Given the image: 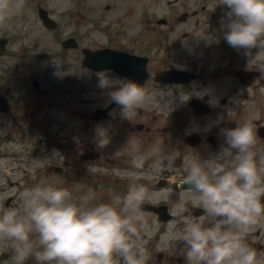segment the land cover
<instances>
[{
	"label": "clouds",
	"instance_id": "clouds-1",
	"mask_svg": "<svg viewBox=\"0 0 264 264\" xmlns=\"http://www.w3.org/2000/svg\"><path fill=\"white\" fill-rule=\"evenodd\" d=\"M218 4L224 6L223 39L245 54L253 47L264 52V0ZM24 6L25 0H0V23ZM259 59L264 61V56ZM101 87L109 89L110 102L120 105L126 117L150 98L140 83L119 75L101 79ZM256 119L251 113L236 120L235 127L222 128L221 146L207 156L192 153L178 173L188 185L187 195L204 210L203 215L190 214L184 195L173 201L179 219L168 225L161 243L167 247L179 241L185 264H264L246 239L264 219V145L254 127ZM5 133L0 128V135ZM179 156L169 152L154 167L175 170ZM171 192L156 191L134 176L125 193L82 203L67 187L41 180L19 193L18 207H0V255L10 253L0 264H25L33 256L39 264H117V257L123 264H147L148 251L138 239L149 223L144 205Z\"/></svg>",
	"mask_w": 264,
	"mask_h": 264
},
{
	"label": "rangeland",
	"instance_id": "rangeland-1",
	"mask_svg": "<svg viewBox=\"0 0 264 264\" xmlns=\"http://www.w3.org/2000/svg\"><path fill=\"white\" fill-rule=\"evenodd\" d=\"M104 1L97 0L99 8L102 7ZM32 2L36 1L32 0ZM25 3L28 5L27 2ZM45 3L48 4V0ZM50 3L55 6V11L52 9L54 11L53 15L58 11V21L63 25V31L58 34L59 38L73 35L78 39L81 47H96L102 45L103 40L107 39L102 33L95 36L90 33L87 15L89 11L87 5H90V3H87V0H84V3L81 4L73 2V0H51ZM190 5H192V2H190ZM129 6L127 8L130 9ZM129 9L126 10V13H129ZM156 9H158L157 12L162 10L158 7ZM22 21L18 25L20 28L19 34L10 43L8 54L0 57V93L6 92L12 99L11 110L7 114L0 113V128L6 129V133L0 135V207H4L7 196H14L10 207H18L20 205L19 193L41 180L67 187L72 192L73 198L82 203L108 200L113 194L125 193L124 190L119 191L113 188L104 190L101 185H98V190H94L89 186L90 182L96 180L94 178L106 177H103L104 174H97L94 178H90L93 171L99 173L107 171L104 166H101L104 165V143L113 142L111 151L114 154H121L125 149L123 145H126L125 142L114 140V137L120 135L116 125H107L106 120L96 121L90 119V114L95 108L110 103L109 89L101 87V79L103 80L106 77L105 74L91 76L82 67L75 68V63H79L78 60L80 61L81 52H78V54L76 51L64 52V57L59 59L61 52V50L59 51V44L57 70L55 65H50L52 61L56 63V60L51 58L55 53V49L50 46L54 45L49 43L50 40L46 41L45 38L33 41V35L29 40L26 39L21 33ZM15 27H17V23H15ZM34 32V35L39 33L36 26H34ZM199 32L202 31L199 30ZM28 43H37V45L28 49L25 48ZM26 51H28V56L23 57L22 53ZM75 57H78L77 61ZM18 60L26 64L23 65ZM13 63H15V67H13ZM62 63L66 65L65 69L59 68ZM62 70L69 74V82L63 81L65 75L62 74ZM46 72L52 76L48 78ZM16 76L22 78L25 82H19L20 79L17 80ZM33 76H37L40 80L39 88L36 90L32 88ZM261 77L264 78V70ZM53 78L54 80L58 79V82H52ZM228 82L229 78H224L221 85V92L224 94L227 93L226 86ZM147 85L145 88L150 93V98L137 110H152L151 106L157 107L159 104H166V109L169 108L171 105L170 91L159 90L151 82ZM252 91L253 94L256 91L258 97L261 95L264 100L263 87H257ZM260 105L264 110L263 101L260 102ZM113 110L116 114L121 111V107L118 106ZM120 116L126 117L123 113ZM13 118L14 120H12ZM118 118L115 120L119 121ZM158 130L162 134V130ZM146 131L148 134L151 133L149 129H146ZM45 133L52 135L56 140L49 144L40 136L45 135ZM127 146L137 148L138 141L133 139ZM86 150H94L100 156L97 160H82L80 154ZM55 165L62 166L63 172L55 171ZM154 169L153 179L151 173L148 174L149 179L144 171L131 175L129 178L132 179L134 176H138L142 182L159 192L170 189L157 190L155 188L154 180L162 169L155 167ZM9 181H12L14 185L10 186ZM170 196H174V194L171 192L167 197L168 200ZM174 198L172 197V199ZM159 200H156V202ZM148 218L147 230H141L138 239L144 241L143 246L148 252H151L149 257L162 261L172 255L178 241H173V244L171 243L172 247L171 244L162 247L161 237L165 232L159 234L158 230L155 229V221L150 219L149 216ZM160 251H164V256L160 257L162 259L157 258V253ZM120 259L122 258L117 257V264H122ZM28 264H39V262L36 258L30 257Z\"/></svg>",
	"mask_w": 264,
	"mask_h": 264
},
{
	"label": "flooded vegetation",
	"instance_id": "flooded-vegetation-1",
	"mask_svg": "<svg viewBox=\"0 0 264 264\" xmlns=\"http://www.w3.org/2000/svg\"><path fill=\"white\" fill-rule=\"evenodd\" d=\"M113 1L120 3L123 0ZM129 1L135 4V12H137L141 0ZM87 2L90 3L88 10L92 34L97 31L106 33L107 40L124 44L129 48L111 42H108L109 45L131 52H136L134 50L139 49L142 45V38H147L146 41L151 43L153 51L168 60L159 63L160 69L173 66L194 68L195 60L202 59L203 63L200 69L204 66L203 69L210 70L209 76L216 77L218 71L225 66L232 68L235 64H238V67H247L248 65V57L245 55L234 57L233 47L215 32L206 29L198 33L203 23L209 24L214 21L221 24L220 10L223 13V9L220 8L218 2L214 9L209 10V13L206 10L207 4L203 2L201 9H193L189 14L185 12L186 14L180 15V12L185 9L177 11L185 3H180V0H166L163 9L166 17L162 23L153 18L142 22L141 16L135 14L117 15L118 8L116 6L110 8L108 3H103L99 8L97 0H87ZM160 3H164V0L157 2L156 5ZM145 25H150L151 30H148ZM1 31L8 34L7 30ZM3 37L9 38L7 35ZM256 85L257 82H253L250 87ZM244 88L235 86L230 90L229 95H225L224 99L219 100V104H214L212 100L210 103L208 94L197 95L201 101H208L210 105H216L213 110L208 112L198 113L192 110L189 105L190 95H187L186 102H181L180 107L175 110L130 112L132 116L129 119L125 118L124 122L119 124L120 130L125 136L137 128H142L141 132L144 134L140 140L149 146H145L143 149H125L121 152V160L124 162L140 160L144 165L150 166V172L153 173L155 171L153 165L160 156L169 152H179L181 156L177 157L175 161V170L172 167H161L162 170L156 176L160 175L161 179L165 181L170 178L171 182L180 179L178 173L184 168V161L189 159L192 153L198 152L201 156L213 153L223 143L221 129L235 127L237 121L243 120L251 114V111L246 110L247 106L242 104L248 98V95L244 93ZM237 91H239V96H234ZM224 102L229 103L232 110H223L221 107ZM138 114H145V116L140 118L137 116ZM254 127L257 130V135L260 134L258 135L260 144L264 145V119L258 117ZM146 129H149L151 133L148 134ZM158 129L162 130V134ZM190 135H194V138L188 143L186 138ZM262 198L264 199V197ZM188 210L190 214H193V207L190 206ZM151 214L157 217L155 213ZM170 217V223L179 219L173 213L170 214ZM210 219L211 217H209ZM246 239L256 249L258 256L264 259V219L254 226ZM165 264H185L183 253L175 247L172 255L166 258Z\"/></svg>",
	"mask_w": 264,
	"mask_h": 264
}]
</instances>
